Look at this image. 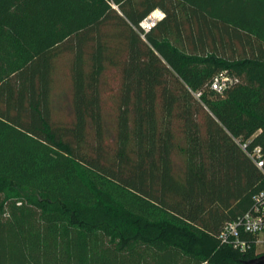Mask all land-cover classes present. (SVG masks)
Instances as JSON below:
<instances>
[{
	"label": "trees",
	"instance_id": "1",
	"mask_svg": "<svg viewBox=\"0 0 264 264\" xmlns=\"http://www.w3.org/2000/svg\"><path fill=\"white\" fill-rule=\"evenodd\" d=\"M258 147L264 0H0V264H245Z\"/></svg>",
	"mask_w": 264,
	"mask_h": 264
},
{
	"label": "built area",
	"instance_id": "2",
	"mask_svg": "<svg viewBox=\"0 0 264 264\" xmlns=\"http://www.w3.org/2000/svg\"><path fill=\"white\" fill-rule=\"evenodd\" d=\"M154 13L144 20L141 27L147 32L151 30L160 20L161 17H153ZM234 81L225 75L218 76L214 83L213 89L221 91L227 87L229 83ZM243 150L247 149V144L242 145ZM250 159L257 165L258 168L263 169L264 161L262 159L261 149L255 148L252 153H248ZM253 235L256 237L255 246L257 251L261 246L264 248V192L258 194L254 198V203L249 212L236 220L228 221L224 224L220 233V241L224 245L233 247L240 251H247L251 244L243 239V236Z\"/></svg>",
	"mask_w": 264,
	"mask_h": 264
},
{
	"label": "rangeland",
	"instance_id": "3",
	"mask_svg": "<svg viewBox=\"0 0 264 264\" xmlns=\"http://www.w3.org/2000/svg\"><path fill=\"white\" fill-rule=\"evenodd\" d=\"M156 12H161L160 10H156ZM155 12V13H156ZM154 13V14H155ZM120 74L116 70H109L105 77V83L103 84V87L105 85V92L103 93V103L107 107V110L109 112L106 113V118L108 120L107 125L109 127H112V120L113 116H115V111L113 107L114 98L119 93V84H120ZM69 89V84L63 85V87L58 89V94L56 95V115L58 114V117H61L64 121H67L71 115L69 113V98L67 96V92ZM108 136H110V133L108 132ZM262 239H264V236H261ZM257 253H264L263 246L260 247V249L257 251Z\"/></svg>",
	"mask_w": 264,
	"mask_h": 264
},
{
	"label": "water",
	"instance_id": "4",
	"mask_svg": "<svg viewBox=\"0 0 264 264\" xmlns=\"http://www.w3.org/2000/svg\"><path fill=\"white\" fill-rule=\"evenodd\" d=\"M245 264H264V255H262L258 258L252 259V260L246 262Z\"/></svg>",
	"mask_w": 264,
	"mask_h": 264
},
{
	"label": "crops",
	"instance_id": "5",
	"mask_svg": "<svg viewBox=\"0 0 264 264\" xmlns=\"http://www.w3.org/2000/svg\"><path fill=\"white\" fill-rule=\"evenodd\" d=\"M157 11H158V10H157ZM155 12H156V11H155ZM155 12H154V13H155ZM155 14H159V15H160L159 17H161V20L164 18V14H163L162 12H159V13L156 12Z\"/></svg>",
	"mask_w": 264,
	"mask_h": 264
},
{
	"label": "bare ground",
	"instance_id": "6",
	"mask_svg": "<svg viewBox=\"0 0 264 264\" xmlns=\"http://www.w3.org/2000/svg\"><path fill=\"white\" fill-rule=\"evenodd\" d=\"M160 15L159 14H154L153 17H159Z\"/></svg>",
	"mask_w": 264,
	"mask_h": 264
}]
</instances>
